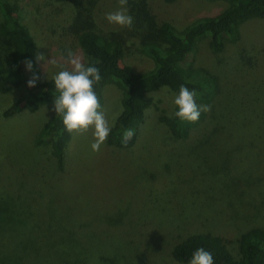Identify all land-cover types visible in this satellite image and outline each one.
Segmentation results:
<instances>
[{
	"label": "rangeland",
	"instance_id": "374dc122",
	"mask_svg": "<svg viewBox=\"0 0 264 264\" xmlns=\"http://www.w3.org/2000/svg\"><path fill=\"white\" fill-rule=\"evenodd\" d=\"M20 1L39 46L36 79L74 69L83 53L75 31L67 30L73 10L54 1L51 6L43 0ZM146 3L159 21L180 29L224 7L209 0ZM95 16L107 30L125 24L143 28L144 23L139 10L131 15L125 0H99ZM190 59L218 76L220 90L188 139H174L159 119L161 110L171 114L177 101L174 92L163 88L155 92L160 110H148L137 143L130 148L109 145L108 131L121 103L117 89L107 84L103 104L71 123L64 171L58 170L51 146L38 136L65 102L6 116L4 110L25 89L0 92V147L8 169L0 177V204H7L8 195L25 209L53 210L59 214L63 230L58 238L63 241L77 228L80 249L62 253V260L83 254L85 264H202L179 262L171 253L176 242L198 232L227 234L237 255V232L264 227V18L246 21L240 39L226 41L219 53L207 38L201 39ZM129 61L138 70L153 65L144 56ZM48 217H40L34 235L38 242L27 256L44 254L41 243L56 238ZM19 242L0 233L3 253ZM46 248L56 250L53 242Z\"/></svg>",
	"mask_w": 264,
	"mask_h": 264
},
{
	"label": "trees",
	"instance_id": "16d2710c",
	"mask_svg": "<svg viewBox=\"0 0 264 264\" xmlns=\"http://www.w3.org/2000/svg\"><path fill=\"white\" fill-rule=\"evenodd\" d=\"M43 1L48 6L54 1L73 10L67 30L75 31L83 59L74 69L36 79L40 73L39 46L27 11L20 0H0V44H6L0 47V92L25 89L4 110L6 116L22 108L36 111L51 102H65L64 109L48 120L38 136L39 142L51 146L60 171L65 169L66 151L72 139V121L94 113L103 104V88L107 84L117 89L121 103L115 123L108 131L109 145L130 148L137 143L148 110H160L155 92L163 88L174 92L177 101L172 113L168 115L162 109L159 119L174 139H188L192 130L206 118V107L220 90L218 76L207 68L196 66L190 59L199 41L207 38L212 50L219 53L226 41L240 39L246 21L264 18V0H209L220 2L224 7L180 29L171 21H159L150 12L148 0H125L131 15L139 10L143 28L125 24L120 29L107 30L95 16L99 0ZM164 1L173 3L177 0ZM132 56L147 57L153 65L138 70L129 61ZM5 57H10L9 61ZM2 155L0 147V177L8 170L4 167ZM7 199L6 205L4 201L3 205L0 204L4 207L2 211H6L4 215L0 213V233L20 242L9 253L0 251V264H85L82 252V256L74 261L61 259L62 253L70 250L77 253L76 250L80 249L77 228L64 241L60 240L58 234L63 227L59 214L53 210L46 214L44 208L37 205L25 209L15 203L14 197L10 201L7 195ZM19 207L22 211H18ZM47 215H50L48 227L54 233L52 238H56L46 245L41 243L44 254L27 256V251L38 242L34 235L39 230V219ZM237 233L234 240L237 255L227 234L213 232L188 235L176 242L171 253L175 260L183 263L264 264V227L253 226ZM51 242L56 250L46 248ZM58 254L59 258L54 260Z\"/></svg>",
	"mask_w": 264,
	"mask_h": 264
}]
</instances>
